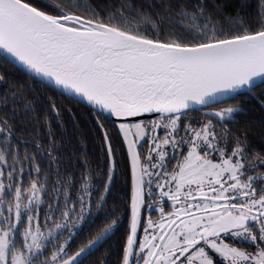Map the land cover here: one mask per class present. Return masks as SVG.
<instances>
[{"label":"trees","instance_id":"16d2710c","mask_svg":"<svg viewBox=\"0 0 264 264\" xmlns=\"http://www.w3.org/2000/svg\"><path fill=\"white\" fill-rule=\"evenodd\" d=\"M20 1L53 17L76 16L182 47L264 32V0ZM232 101L241 106L242 124L235 135L250 151L244 158L250 164L246 170L255 157L257 184L264 183V84ZM31 184L42 194L38 213L33 214L39 218L38 227L53 231L57 243L35 264H46L49 253L70 238L66 250L74 253L105 232L109 241L77 264L124 263L132 169L120 129L0 57V185L10 190L6 205ZM8 226L12 234L13 226ZM26 229L22 220L13 240L19 249Z\"/></svg>","mask_w":264,"mask_h":264},{"label":"water","instance_id":"95a60500","mask_svg":"<svg viewBox=\"0 0 264 264\" xmlns=\"http://www.w3.org/2000/svg\"><path fill=\"white\" fill-rule=\"evenodd\" d=\"M0 57L120 129L133 178L124 264H132L143 194L131 126L206 110L264 84V32L182 47L76 16L53 17L20 0H0ZM106 239L60 264L83 261Z\"/></svg>","mask_w":264,"mask_h":264},{"label":"flooded vegetation","instance_id":"af4514ba","mask_svg":"<svg viewBox=\"0 0 264 264\" xmlns=\"http://www.w3.org/2000/svg\"><path fill=\"white\" fill-rule=\"evenodd\" d=\"M232 100L206 110L131 126L143 184L132 264H264V183L257 184L255 157L246 170L250 164L244 158L250 156V151L235 135L240 131L236 126L242 124L241 106ZM224 162L237 167L238 187L230 184L227 190ZM39 189L31 184L25 191H17L10 206ZM9 191L0 185L4 205ZM41 203L42 194L37 209L31 205L18 216L13 207L10 210L0 206L1 217L6 214L1 220L10 221L2 226H13L12 241L22 220L27 223V235L30 227L39 225L38 216L33 214L38 213ZM132 218L131 207L128 241ZM193 218L194 225L188 222ZM105 236L107 239L96 253L109 241L108 232L74 253L66 250L71 238L68 239L56 264ZM126 252L127 245L125 256Z\"/></svg>","mask_w":264,"mask_h":264},{"label":"rangeland","instance_id":"374dc122","mask_svg":"<svg viewBox=\"0 0 264 264\" xmlns=\"http://www.w3.org/2000/svg\"><path fill=\"white\" fill-rule=\"evenodd\" d=\"M134 128H139V126H134ZM223 176L224 183L228 185L227 190L229 189L230 184L233 185V187L239 186L237 167L231 166V164L228 162H224ZM2 196L3 194H0V206L4 205L2 202ZM40 202L41 192L39 190H33L32 192H29L25 195L24 200L19 199L16 201V204L12 206L5 204L4 208L11 210L13 207L12 211L14 212V215L18 216L20 211L29 209L31 205L37 209ZM252 202L255 205L258 203L253 200ZM5 216L6 214H3L2 217ZM2 217L0 215V264H35V262L44 255L49 246L52 247L54 244L57 246V243H55L54 239L55 233L53 231L44 230L41 226L38 227V223H36V226L30 227L31 230L29 231L28 235L25 232L23 236V249H19L17 245H13L10 229L6 227L3 228L1 224H10V221L5 219L1 220ZM194 218L188 221L192 225L196 223V219L194 220ZM56 232L61 233L62 229H59ZM63 243L65 244V242H62L61 245H59L57 248H54L53 251L49 253L46 264H56L58 262L60 254H62L64 250Z\"/></svg>","mask_w":264,"mask_h":264},{"label":"bare ground","instance_id":"6f19581e","mask_svg":"<svg viewBox=\"0 0 264 264\" xmlns=\"http://www.w3.org/2000/svg\"><path fill=\"white\" fill-rule=\"evenodd\" d=\"M105 37H110L109 35H106Z\"/></svg>","mask_w":264,"mask_h":264}]
</instances>
